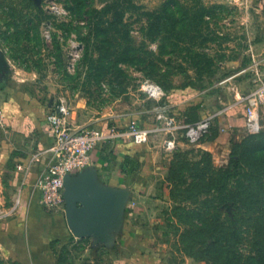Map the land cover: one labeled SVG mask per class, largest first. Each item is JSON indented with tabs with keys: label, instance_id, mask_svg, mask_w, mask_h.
Here are the masks:
<instances>
[{
	"label": "rangeland",
	"instance_id": "1",
	"mask_svg": "<svg viewBox=\"0 0 264 264\" xmlns=\"http://www.w3.org/2000/svg\"><path fill=\"white\" fill-rule=\"evenodd\" d=\"M0 56L2 86L50 111L66 104L75 127L113 120L155 127L157 110L172 109L167 97L177 89L196 88L206 115L243 103L264 69V11L257 0H0ZM239 133L224 166L226 154L186 143L167 171L140 179L131 215L150 250L152 262L143 264H242L252 251L264 221V129ZM11 177L0 150L5 209L16 203ZM219 219L236 223L235 233L210 250ZM123 221L57 245L55 264H124L132 254ZM0 264H17L1 246Z\"/></svg>",
	"mask_w": 264,
	"mask_h": 264
},
{
	"label": "crops",
	"instance_id": "2",
	"mask_svg": "<svg viewBox=\"0 0 264 264\" xmlns=\"http://www.w3.org/2000/svg\"><path fill=\"white\" fill-rule=\"evenodd\" d=\"M257 1L264 11V0ZM1 82L2 79L0 150L4 159L11 164V189L19 205L11 217L0 221V246L17 264H55L53 255L56 246L76 236L69 228L65 212L46 210L40 202L41 193L34 187L50 162L48 150L52 135L47 123L50 110L40 99L13 86H2ZM167 103L175 112L183 114L189 123L215 116L210 134L196 148L201 153L210 152L212 157L219 153L226 154L221 166L226 165L229 158L227 148L231 141L238 140L239 132L245 130L244 104L237 102L221 114L206 115L207 104L196 88L172 91L167 97ZM262 122L264 125V117ZM128 124L129 121L113 120L100 128L94 127L106 133H114V136L93 151L91 165L84 173L92 177L95 189L122 193L120 215L124 221L121 226L126 236L130 233V239L124 245L132 258L121 262L136 264L139 261V264H143L152 262V259L148 243L134 229L132 206L142 197L145 180L140 179L167 171L174 154L163 148L167 137L165 133H156L149 143L136 145L132 137L124 134ZM141 126L151 127L148 123ZM224 128L227 131H222ZM185 145L186 141L180 140L179 148ZM133 237L136 239L134 243L130 241Z\"/></svg>",
	"mask_w": 264,
	"mask_h": 264
},
{
	"label": "built area",
	"instance_id": "3",
	"mask_svg": "<svg viewBox=\"0 0 264 264\" xmlns=\"http://www.w3.org/2000/svg\"><path fill=\"white\" fill-rule=\"evenodd\" d=\"M254 86L242 98L245 109V130L249 134H259L263 131L262 108L264 107V69L257 71L253 79ZM149 93L157 97L161 91L151 86ZM155 127H142L137 121H129L124 134L132 137L136 145L150 142L156 133L167 135L163 148L168 153H174L179 148L180 140L188 144H198L207 137L215 123V116H208L195 123H189L186 118L174 110L161 107L157 110ZM2 118H0V124ZM51 127L52 142L48 150L50 162L40 175L35 189L41 193L42 206L51 212H65L66 176H74L91 165L92 153L114 133H106L99 128L75 127L69 122V111L66 104L56 105L47 116ZM222 131H227L226 128ZM17 201L12 208L0 207V221L11 217L18 208Z\"/></svg>",
	"mask_w": 264,
	"mask_h": 264
},
{
	"label": "water",
	"instance_id": "4",
	"mask_svg": "<svg viewBox=\"0 0 264 264\" xmlns=\"http://www.w3.org/2000/svg\"><path fill=\"white\" fill-rule=\"evenodd\" d=\"M2 71L0 56V74ZM87 169L64 180L66 219L76 237L108 230L121 220L122 193L95 189L92 177L84 173Z\"/></svg>",
	"mask_w": 264,
	"mask_h": 264
},
{
	"label": "trees",
	"instance_id": "5",
	"mask_svg": "<svg viewBox=\"0 0 264 264\" xmlns=\"http://www.w3.org/2000/svg\"><path fill=\"white\" fill-rule=\"evenodd\" d=\"M220 173L222 179H224L226 182L230 177L231 172H229V169H225ZM242 187L246 189L244 184L242 185ZM219 221L220 229L219 231H217L216 235L212 237L213 241L210 243V250L219 249L222 244L230 241L231 237L234 236L235 233L234 230L236 229V223L231 220L221 222V220L219 219ZM261 224H263L261 228L262 231H264V221ZM262 231L251 237L252 251L249 253V255L241 256V262H243L242 264H264V232Z\"/></svg>",
	"mask_w": 264,
	"mask_h": 264
},
{
	"label": "bare ground",
	"instance_id": "6",
	"mask_svg": "<svg viewBox=\"0 0 264 264\" xmlns=\"http://www.w3.org/2000/svg\"><path fill=\"white\" fill-rule=\"evenodd\" d=\"M149 87H151V86H149Z\"/></svg>",
	"mask_w": 264,
	"mask_h": 264
}]
</instances>
